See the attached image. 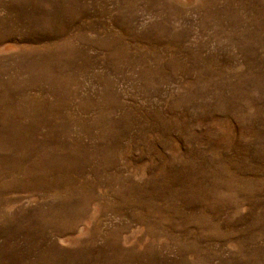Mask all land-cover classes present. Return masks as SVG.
<instances>
[{
	"label": "rangeland",
	"instance_id": "374dc122",
	"mask_svg": "<svg viewBox=\"0 0 264 264\" xmlns=\"http://www.w3.org/2000/svg\"><path fill=\"white\" fill-rule=\"evenodd\" d=\"M0 264H264V0H0Z\"/></svg>",
	"mask_w": 264,
	"mask_h": 264
}]
</instances>
